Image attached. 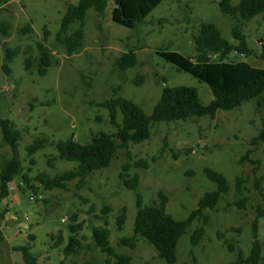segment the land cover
Instances as JSON below:
<instances>
[{
	"label": "rangeland",
	"instance_id": "obj_1",
	"mask_svg": "<svg viewBox=\"0 0 264 264\" xmlns=\"http://www.w3.org/2000/svg\"><path fill=\"white\" fill-rule=\"evenodd\" d=\"M79 1L3 0L0 8V27L8 29L7 33L0 31V114L22 133L17 153L23 174L31 179L28 184L20 178L12 182L10 197L0 200V264H27L23 254L16 251L19 247L31 248L36 264H107L108 255L93 239V229L103 226L106 219L111 246L118 255L131 256L132 264H168L144 239L139 240L135 250L119 244L122 238L134 235L137 196H142L145 205H160L163 193L168 198V213L176 220H187L198 209L201 198L218 190V185L207 177V169L223 174L231 189L215 210H205L191 224L178 244L176 264H237L251 253L252 224L258 207L264 206L254 186L255 178L264 176V144L250 146V140L261 130L264 96L262 107L255 100L233 111L221 110L215 118L155 123L149 141L119 150L111 166L93 173L81 188L78 181H72L65 190L50 191L36 177H55L78 167L75 162L61 160L50 166V159L58 157L52 143L74 139L85 144L102 132H116L109 111L99 106L116 93L136 102L148 115H152L165 87L195 88L202 103L210 104L214 98L206 83L179 71L158 53L196 56L195 38L203 23L217 26L223 37L233 43L232 27L239 24L251 48L260 53L264 45V14L251 21H235L221 12L222 0H164L138 24L129 18L123 0H108L104 20L95 10L88 12L84 48L71 56L56 36L69 5ZM239 3L232 0L234 6ZM28 26L33 29L31 33L24 32ZM78 28V23L72 25L70 33ZM46 31L50 33L46 47L51 49L55 65L48 69L46 77H41L38 44L44 41ZM8 50L15 52L11 62ZM131 50L137 54L138 65L119 73L117 59ZM30 57L33 68L27 71L25 61ZM230 60L264 67L261 61L236 54ZM6 64L11 75L4 70ZM18 100L30 105L25 118L16 105ZM122 120L119 112V122ZM45 138L49 143L31 157L28 147ZM249 150L250 158L262 163L257 174L251 163L240 164ZM12 157V149L0 134V174L3 163ZM139 161L149 163V168H136ZM126 164L132 165L131 178L140 176L137 190L127 189L120 179ZM239 177L247 181L246 209L232 206L240 198L236 186ZM31 187L36 188L37 195ZM106 208L110 211L104 215ZM124 208L127 221L124 231L119 232L118 219ZM64 218L67 223L62 222ZM73 224L82 225L78 239L83 247L80 255L66 257L64 249L73 236ZM201 228L205 230L204 238L194 245L192 237ZM258 235L264 255V218L259 221Z\"/></svg>",
	"mask_w": 264,
	"mask_h": 264
},
{
	"label": "trees",
	"instance_id": "obj_2",
	"mask_svg": "<svg viewBox=\"0 0 264 264\" xmlns=\"http://www.w3.org/2000/svg\"><path fill=\"white\" fill-rule=\"evenodd\" d=\"M128 11L129 18L141 24L145 19L164 1V0H123ZM3 0H0V8ZM108 9V0H80L78 4L69 5L66 14L63 16L61 29L56 36V41L61 44L69 55H74L84 48L87 14L90 10H95L99 17L104 20ZM220 9L224 15L231 16L235 21H251L264 14V0H240L238 6L232 4V0H222ZM78 23L79 28L70 33L72 25ZM0 31L8 32L7 28L0 27ZM31 26L24 32L31 33ZM49 32H45L44 41L38 44L41 56L38 73L41 77L48 75V69L55 65L52 59V51L46 47L49 39ZM232 37L230 42L223 37L220 29L208 23L200 26L198 36L195 38L196 56L186 57L177 52H159L158 55L166 62L174 65L179 71L186 72L198 80L206 83L213 94L210 104L204 105L200 99L199 92L195 88L186 86L165 87L161 97L156 104L152 115H148L144 109L132 100L115 96L100 104L99 106L107 109L110 113V123L116 128V132L109 134L102 132L94 136L89 143H80L74 139L52 143L58 151V157L50 159L49 165L53 166L56 161L75 162L78 167L62 175L51 177L41 174L36 177V181L46 190L67 189V184L72 181L79 182V188L86 184L88 178L95 172L109 168L119 150H128L131 144H141L151 139L152 129L155 123H171L188 121L194 118L210 116L215 118L221 110L233 111L240 108L243 104L258 100L259 107H262V97L264 96V67L253 66L248 61H231L233 54L243 56L246 59H256L264 63V45L262 51L257 53L251 48L248 37L243 32L239 24L232 27ZM15 55L14 51L8 50V62H11ZM138 65V58L135 51L123 54L116 61L119 73H124ZM25 68L31 71L33 59L27 58ZM4 70L11 75V68L6 64ZM119 112L123 115V120L119 122ZM0 134L5 143L13 151V157L5 161L1 169L0 200L10 197V184L19 178L25 183H30L28 175L23 174L22 163L18 157L17 148L22 139V133L15 128L13 122L5 119L0 114ZM49 143L48 139H41L28 147V152L33 157L39 150L44 149ZM264 144V114L261 116V130L258 136L250 140L253 148ZM164 151V150H163ZM252 151L249 150L241 159L240 164L245 162L255 166L254 174H257L261 161L250 158ZM131 159V154L127 153ZM155 157L153 160L156 161ZM31 164L35 165V160L31 159ZM136 168H149V163L139 161L135 164ZM131 164L123 166L120 179L123 185L130 190H137L140 186V176L130 177ZM207 177L218 185V190L207 193L200 199L198 209L184 221L176 220L168 213L166 205L168 198L160 193V205H145L141 195L137 196V216L134 224V235L124 237L120 240V246H126L135 250L141 239L146 240L158 252V256L168 264H176L178 261L177 248L182 237L187 233L191 224L204 215L205 210H215L223 199L224 195L230 192L231 185L228 179L221 173L212 169L205 171ZM246 180L239 177L236 182L240 198L232 206L239 209H246L248 198L244 196ZM255 189L260 193L264 201V176L256 177L254 180ZM34 194L37 190L31 187ZM110 208L103 211L107 215ZM4 219V213H1ZM264 218V206L257 209V217L253 221V243L251 253L248 257H241L237 264H264L263 247L259 240L258 225L260 219ZM73 222L77 220L74 216ZM127 221V210L124 208L118 219V231L123 232ZM208 219L206 224H208ZM82 229L81 224H73L71 232L73 236L69 239L68 245L64 249L66 257L78 256L82 251V243L78 239V234ZM204 228L198 229L193 237L192 243L198 245L204 238ZM32 240L35 237H31ZM111 230L109 222L104 220V225L93 229V239L96 246L109 259L107 264H132L133 258L129 255H118L111 246ZM231 251L234 250L230 246ZM16 251L21 252L27 264H36L37 259L31 253L29 247H19ZM63 264V263H62Z\"/></svg>",
	"mask_w": 264,
	"mask_h": 264
},
{
	"label": "water",
	"instance_id": "obj_3",
	"mask_svg": "<svg viewBox=\"0 0 264 264\" xmlns=\"http://www.w3.org/2000/svg\"><path fill=\"white\" fill-rule=\"evenodd\" d=\"M16 105L21 109L22 112V117L25 118L29 112L30 109V105H28L27 103H25L22 100H18ZM12 221H9V224L11 225Z\"/></svg>",
	"mask_w": 264,
	"mask_h": 264
},
{
	"label": "built area",
	"instance_id": "obj_4",
	"mask_svg": "<svg viewBox=\"0 0 264 264\" xmlns=\"http://www.w3.org/2000/svg\"><path fill=\"white\" fill-rule=\"evenodd\" d=\"M67 221H68L67 218L62 219V222H63V223H67Z\"/></svg>",
	"mask_w": 264,
	"mask_h": 264
},
{
	"label": "crops",
	"instance_id": "obj_5",
	"mask_svg": "<svg viewBox=\"0 0 264 264\" xmlns=\"http://www.w3.org/2000/svg\"><path fill=\"white\" fill-rule=\"evenodd\" d=\"M24 225V224H23Z\"/></svg>",
	"mask_w": 264,
	"mask_h": 264
}]
</instances>
